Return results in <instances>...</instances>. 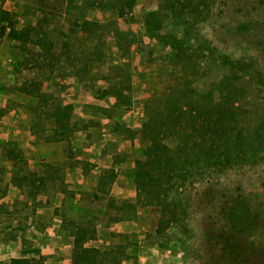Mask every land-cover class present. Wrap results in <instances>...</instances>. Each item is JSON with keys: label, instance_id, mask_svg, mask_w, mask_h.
<instances>
[{"label": "rangeland", "instance_id": "rangeland-1", "mask_svg": "<svg viewBox=\"0 0 264 264\" xmlns=\"http://www.w3.org/2000/svg\"><path fill=\"white\" fill-rule=\"evenodd\" d=\"M0 8L13 22L0 23V238L15 256L37 240L8 264H72L77 228L88 229L83 247L99 249L93 264H264V0ZM25 26L42 45L15 39ZM151 116L171 124L160 138L181 170L137 196ZM59 126L67 135L51 141ZM75 133L100 150V167L72 158ZM10 181L22 183L13 202Z\"/></svg>", "mask_w": 264, "mask_h": 264}, {"label": "trees", "instance_id": "trees-1", "mask_svg": "<svg viewBox=\"0 0 264 264\" xmlns=\"http://www.w3.org/2000/svg\"><path fill=\"white\" fill-rule=\"evenodd\" d=\"M133 0H126V3H129V5L132 4ZM121 9V8H120ZM122 11V9H121ZM8 11L0 8V23H6L8 26H13L12 20L7 17ZM83 23H87V21H83ZM4 27V26H1ZM33 26H25L21 28L20 30H14V37L15 39L22 41L23 44H26L27 42H32L35 44H43V40L38 35L39 32H35L34 35L37 37V39L31 38V29ZM39 36V37H38ZM230 94V92H227L225 95ZM224 95V94H223ZM220 104V103H219ZM66 108H69L70 106H65ZM60 112L63 113L67 110H63L59 108ZM222 110H217V113L220 114ZM64 114V113H63ZM180 119V117H179ZM54 120L60 121V113L57 114V116H54ZM180 121V120H179ZM173 126L177 124L175 122H172ZM171 128V124L167 125L166 127L158 123L157 118L154 116L149 117L145 123L143 124V129L148 130V132H151V135L149 137L151 138V144L149 147L144 150L145 158L143 160H137L135 162V166L133 169V179L135 182V186L137 188V196H140L143 192L150 191V187L152 186V190L159 192L158 188L161 186L160 183L164 182L161 181L164 177L169 178V175L171 176L174 174L180 175L181 168L178 170L179 166L177 165L178 160H175L173 158L174 155V148H170L167 144H163L160 136L163 135V132L169 131ZM55 132L58 133V136H51L52 139H62L65 137V130L61 129L59 127L54 128ZM223 130V128H222ZM154 131V133H152ZM224 131V130H223ZM222 139H224V142L227 141L228 135L226 132H223ZM216 141L213 143L215 146H218L220 143ZM223 142V143H224ZM217 144V145H216ZM214 146H212L210 150H206L207 153H205V156H209V153L215 151L213 149ZM217 153H213L210 156H216ZM158 176V177H157ZM160 176V177H159ZM170 176V177H171ZM173 177V176H172ZM165 181L169 184L172 181H169L165 179ZM17 182V181H14ZM18 185L22 186V183L20 181L17 182ZM170 187H173V184L170 183ZM162 222V221H161ZM75 231L72 232L74 238H73V260L72 264H93L92 261L96 259L97 254H99V249L95 247H83L84 242L86 239H89V235L87 234L86 228H77L74 229ZM25 261L24 259H16L13 258L11 260V264H20L21 262ZM28 262V261H27Z\"/></svg>", "mask_w": 264, "mask_h": 264}, {"label": "crops", "instance_id": "crops-1", "mask_svg": "<svg viewBox=\"0 0 264 264\" xmlns=\"http://www.w3.org/2000/svg\"><path fill=\"white\" fill-rule=\"evenodd\" d=\"M11 113L12 114L14 113L13 109L11 110ZM14 122H15L14 123L15 128L11 127V128H8V130H11L10 132L17 135V132L20 131V126L18 125V124H20V116L18 113L15 114ZM29 134H30V132H29ZM84 138H85V136H83L82 134L76 135V133H75V134L71 135L70 142H71L72 158L80 160L79 166H81V164H86V162H82L83 160L92 161V164H90V166H94V168L96 169V168L100 167L99 163H95V161H98V158H99V156H97L96 153L101 154V152H100V150H98V148H93L92 144H90L88 141H85ZM17 139H19V138H17ZM60 140H63V139H57L56 140V139L51 138V141L62 142ZM36 149H38V147H36ZM45 154H47V153L45 152L42 155L41 152H37L34 156H31V158H35L34 160H36L37 158L40 159L43 157L44 158L43 161H52L53 160L52 156H48V154L47 155H45ZM60 154H61V152H60ZM93 154H95L96 157L90 158V156H92ZM106 166H108V165H106ZM66 169H67L66 174L70 177V175L73 172L70 170L73 169V166H68ZM37 175H43V174L38 173ZM71 176H73V175H71ZM81 176H83V175H81ZM85 177H86V175H85ZM68 181H72V179H65V182H68ZM84 181H86V180L84 179ZM17 188H20V185H18L17 182L10 181L9 188L7 190V194H8L7 196L10 197L9 198L10 202L14 201L15 198L13 196V192H14V189H17ZM46 197L48 198V195H46L44 197V199H43L44 202L46 201ZM3 198H1V199H3ZM48 199L51 200V197H49ZM44 225L46 226L47 230L52 229V227H54V225L51 224V222H49V221L48 222L45 221ZM73 231H75V230H72L69 232V235L72 237V242L71 241L68 242L69 247H73V238H74V236L72 234ZM32 238H35V236H32ZM32 243L33 244L37 243V240L30 242L29 246L19 247V249H18L19 254H17V256H15L16 254L13 255L11 253L13 251L12 247H11V245H12L11 241L0 238V264H8L7 262H9V259L11 257H29L28 254H29V251L31 248L30 246H32ZM70 256H72V255H68V254L65 255L66 258H69Z\"/></svg>", "mask_w": 264, "mask_h": 264}]
</instances>
